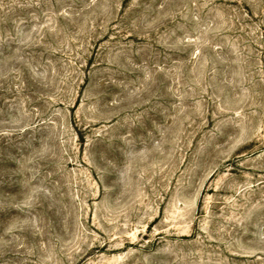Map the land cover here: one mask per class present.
Wrapping results in <instances>:
<instances>
[{
  "label": "rangeland",
  "instance_id": "obj_1",
  "mask_svg": "<svg viewBox=\"0 0 264 264\" xmlns=\"http://www.w3.org/2000/svg\"><path fill=\"white\" fill-rule=\"evenodd\" d=\"M0 264H264V0H0Z\"/></svg>",
  "mask_w": 264,
  "mask_h": 264
}]
</instances>
